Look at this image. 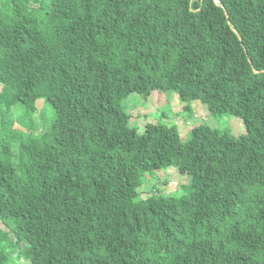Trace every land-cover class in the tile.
<instances>
[{"label": "trees", "instance_id": "obj_1", "mask_svg": "<svg viewBox=\"0 0 264 264\" xmlns=\"http://www.w3.org/2000/svg\"><path fill=\"white\" fill-rule=\"evenodd\" d=\"M152 91L245 133H138ZM0 264H264V0H0Z\"/></svg>", "mask_w": 264, "mask_h": 264}, {"label": "rangeland", "instance_id": "obj_2", "mask_svg": "<svg viewBox=\"0 0 264 264\" xmlns=\"http://www.w3.org/2000/svg\"><path fill=\"white\" fill-rule=\"evenodd\" d=\"M152 92H154L153 95L146 99H141V97L133 93L122 102L124 108L132 116L129 124L134 127L136 126L138 133H142L143 126L146 123H157L160 121V118L166 125L174 124L177 127L182 140L187 138L191 127L202 123L209 125L211 128L228 130L234 136L245 133L243 125L239 119L225 114L213 117L209 114L206 106L197 100H192L190 102V110L192 111L193 117L179 121L177 119V114L183 110L185 105L179 103L175 94L166 95L167 97H165V94L162 92ZM36 105L37 112L35 118L38 117V114L42 109V102L37 101ZM44 115L46 117L51 116L50 107L45 108ZM162 115H166L167 117L164 118ZM14 128L27 132L17 124ZM147 179H150V182L145 183L144 188L139 190L140 192L146 190L147 187L156 184L157 192L166 196H171L176 192L180 193L181 186L189 183L188 177L179 174L173 167L162 168L161 170L156 171L152 176L147 177ZM142 196H144V194H142Z\"/></svg>", "mask_w": 264, "mask_h": 264}, {"label": "crops", "instance_id": "obj_3", "mask_svg": "<svg viewBox=\"0 0 264 264\" xmlns=\"http://www.w3.org/2000/svg\"><path fill=\"white\" fill-rule=\"evenodd\" d=\"M153 93H154V92H151V94H150V95H148V97L152 96V95H153ZM164 94H165V93H164ZM175 96H176V95H175ZM148 97H147V98H148ZM165 97H167V96H166V94H165ZM131 119H132V118H131ZM143 127H144V126H143Z\"/></svg>", "mask_w": 264, "mask_h": 264}]
</instances>
